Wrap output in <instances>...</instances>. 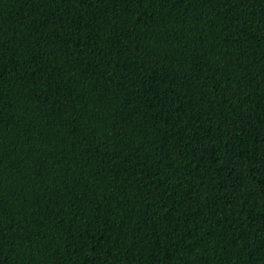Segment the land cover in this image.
<instances>
[{
  "label": "trees",
  "instance_id": "obj_1",
  "mask_svg": "<svg viewBox=\"0 0 264 264\" xmlns=\"http://www.w3.org/2000/svg\"><path fill=\"white\" fill-rule=\"evenodd\" d=\"M0 264H264V0H0Z\"/></svg>",
  "mask_w": 264,
  "mask_h": 264
}]
</instances>
